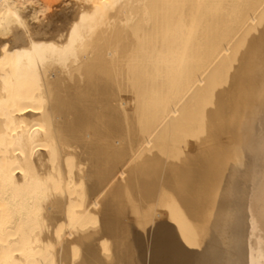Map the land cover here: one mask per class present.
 <instances>
[{"label": "bare ground", "instance_id": "6f19581e", "mask_svg": "<svg viewBox=\"0 0 264 264\" xmlns=\"http://www.w3.org/2000/svg\"><path fill=\"white\" fill-rule=\"evenodd\" d=\"M136 193L145 264H264V0H0V264H135Z\"/></svg>", "mask_w": 264, "mask_h": 264}, {"label": "rangeland", "instance_id": "374dc122", "mask_svg": "<svg viewBox=\"0 0 264 264\" xmlns=\"http://www.w3.org/2000/svg\"><path fill=\"white\" fill-rule=\"evenodd\" d=\"M185 147H186V146H185ZM162 154H163V153H162ZM162 154H161V155H162ZM163 155H164V154H163ZM163 155H162L161 157H162L163 159H164V158L166 159V157H165V156L163 157ZM168 156H170V155H168ZM170 157H171V156H170ZM170 157H168L167 159H170ZM171 158H172V157H171ZM165 159H164V161L166 162ZM160 161H163V160H160ZM164 161L161 162V165L163 164V166H162V168H161V171L159 172L160 175L156 176L157 179H158V177L160 178V179H158V185L161 184V182H160V184H159V181H162L161 179H163V175H162L161 173H162L163 171H164L163 174L165 173V166H164V165H165L166 163H165ZM164 163H165V164H164ZM163 167H164V168H163ZM166 167H167V165H166ZM138 168H139V170H140V167H138ZM138 168H137V169H138ZM163 169H164V170H163ZM131 170L133 171V169H131ZM162 170H163V171H162ZM132 171H131V172H132ZM131 172L128 173V174H130L131 176H129V175H128V176H129L131 179H133V176H134V180H131V179L128 177V178H129V179H128V185H129V187H131L130 185L133 184V185H132L133 187H131V189H132V191H133V188H134V191L131 192V190H130V188H129V191H130V192H128V195H130L129 193L133 194V193H135L137 190H139V191H137V192H138L140 195L143 196V193H144V192L142 191L141 188H139L140 185L138 184V186H137L138 188L134 186V185L137 184V180H138V178H137L136 180H135V178L138 177V175H137V173L134 172V173L136 174V176H135L134 173H133V172L131 173ZM132 175H133V176H132ZM160 176H161V177H160ZM208 177H210V176H208ZM129 180L133 181V183H131ZM154 181H155V179H154ZM156 181H157V180H156ZM156 181L153 182V184L155 183L154 185H157ZM134 182H136V183H134ZM138 183H139V181H138ZM153 184H151V186H150L151 188H149V191H148V192H150V190H152V191L155 193V194H154V197L157 198V197H156V195H158V192H157L158 190H157V189H159L160 187H158V185H157V187L155 186V187H156V188H155ZM152 185H153V187H152ZM136 188H137V189H136ZM135 189H136V190H135ZM140 189H141V190H140ZM153 189H154V190H153ZM140 191H142V192H140ZM152 191L150 192L152 196H150V195L148 196V194H150V193H147V192L144 193V194H145V195H144L145 197H144V196H143V197H142V196H139V194L136 193L137 195L135 194V196H134V197L136 198V200H133L134 198H132V197H133V195H132V196H131L132 200H131V198H130V199L127 198V199H129V201H125V202H126V205H125L124 207L126 208V207L129 206V204H131L130 202H132V205H135V206H136V205L139 204V203H137V202H142L143 200H145V201L142 202L143 204L140 203V204H142L141 206H140V204L138 205V206H140V207H139L140 209H141V207H142V209H141L142 211L138 208V206H137L138 209H136V207H134V206L132 207V205L129 206L130 208L128 207L129 212H130V211L135 212V213H134V216L132 215V214H133L132 212H130V214L132 213L131 215H130L129 213H127V212H128V209L126 210V212H125V210H124V218H125V220H126L125 223L128 222V221H130V220H132V219H133V222H134V223L132 222L133 225H134L135 223H138V222H137V219H139V222H140L139 225H138V224H135V226L138 225V227L136 226V227L138 228V229H136V230H135V228H136L135 226L132 225V226L130 227V222H131V221L128 222V223H126V224H127L126 229H128V228L130 229V230L128 229V232L132 231L133 229H134V230H133L134 233H136V231H137V234H134L133 231H132V233H133L134 235H133V234H130L131 232L128 234V236L130 235V236H129V240H130V241H129V243H130V248L132 249L133 252H134V250H135V252H136V253L134 252L135 254L133 253V256L136 255V256H134V257H137V258H134V259L137 260V261L135 260V261H136L135 264H141V262H142V264H145V261H146V258H144V257H146V255H145L146 253H142V252L145 251V249L142 250V248L145 247V245H143L144 242H145V241H144L145 238H143V237L145 236V228L143 229L144 225H143V223H141V222H142L141 218H142L143 220H146V219H144V218H146V217H150V216L153 217V213H154V211H155V210H154V209H155V207H154L155 205H154V206H153V205L151 206V203H148V202H147V200H149V202H153L152 204H154V203L156 202V201H155L156 199L153 197V192H152ZM146 193H147V194H146ZM138 196H139V197H142L143 200L140 198V199H138L139 201H137V198H139ZM146 196H147V197H146ZM127 197H128V196H127ZM151 197H152V198H151ZM144 198H145V199H144ZM147 198H148V199H147ZM149 198H150V199H149ZM151 199H152V200H151ZM150 200H151V201H150ZM133 201H134V202H133ZM135 201H136V202H135ZM154 201H155V202H154ZM144 202H145V204H144ZM127 203H129V204H127ZM147 203H148V205L150 204V206H147V205H146ZM144 206H147V208H145ZM124 207H123V208H124ZM131 207H132V209H131ZM150 207L153 208V211H152V209H151V210L149 209L150 212L147 211V212L145 213V211H146L148 208H150ZM143 208H144V210H145L144 212H143ZM133 209H136V210H133ZM140 211H141V212H140ZM139 212H140L142 215H141ZM142 212H143V213H142ZM152 212H153V213H152ZM126 214H129L128 216H129V217L131 216L130 218H132V219L128 220L129 217L126 216ZM136 214H137V215L140 214V216H143L144 218H143V217H140V216H139V218H138ZM143 214H144L145 216H144ZM146 214H147V215H146ZM148 215H150V216H148ZM135 217H136L137 219H135ZM152 217H150V218L153 220ZM134 219H135L136 222L134 221ZM151 219H149V218L147 219L148 221L150 220V221H149V224H148L147 221H145V222L143 221L144 224H145V226H150V225L152 224V223H151V221H152ZM146 222H147V223H146ZM128 224H129V226H128ZM141 224H142V225H141ZM139 226H140V227H139ZM142 226H143V227H142ZM133 227H134V228H133ZM141 227H142V228H141ZM131 228H133V229H131ZM140 228L143 229V230H139ZM138 231H140L139 234H138ZM117 232H118V233H117V241H118V243L122 246L123 243H125V242L127 241V239H126V234H125V232H124V228H122V227L119 228V227H118V228H117ZM141 232H144V233H142V235H144L143 237H142V235H141ZM132 236H133V238L135 237L137 240H135V238H134V240L136 241V243H135V241H132L134 244H133V246L131 247V245H132L131 240H133V239H132ZM138 236H140V237H142V238H139ZM130 237H131V238H130ZM138 238H139V239H143V242L140 243L141 240H139ZM139 241H140V242H139ZM136 244H138V245H136ZM141 244H142L144 247H143V246L141 247ZM134 245L137 246L136 249H135L136 246H134ZM140 247H141V250H137V249H140ZM137 252H139V253H137ZM141 253H142V254H141ZM137 254H140V255H139L140 257L137 256ZM144 255H145V256H144ZM138 257L140 258L139 260H138Z\"/></svg>", "mask_w": 264, "mask_h": 264}]
</instances>
